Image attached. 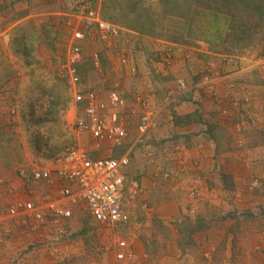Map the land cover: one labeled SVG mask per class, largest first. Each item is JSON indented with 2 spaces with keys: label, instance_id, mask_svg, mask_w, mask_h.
I'll return each mask as SVG.
<instances>
[{
  "label": "rangeland",
  "instance_id": "374dc122",
  "mask_svg": "<svg viewBox=\"0 0 264 264\" xmlns=\"http://www.w3.org/2000/svg\"><path fill=\"white\" fill-rule=\"evenodd\" d=\"M118 2L120 6L112 19L104 12V0H94L93 7L104 20L136 39L127 38L121 47L117 40L103 42L94 32L88 34L80 42L83 63L78 69L80 86L76 89L95 91L103 99L114 90L128 100L140 94L132 91L134 86H125L120 81V74H124L120 67L130 63L131 44L136 52L144 55L147 49V54L153 55L155 46L144 40L179 46H193L199 41L190 39L187 20L163 15L160 0ZM127 4L145 10L132 23L122 17ZM74 9L68 0H0V264H264L263 208L259 203L249 202L250 198L264 195L260 184L263 176L252 172L255 176L249 181L235 182L230 174L242 176L237 159L233 160L232 170L224 169L220 174L222 188L233 195L229 206L223 203L224 193L219 194L218 183V193L206 197L199 194L201 203L194 206L191 198H198V182H180L176 196L180 202L179 215L177 219L161 220L155 216L154 209L160 206L163 189L144 195L141 186L134 187L139 181L137 175L128 180L127 174L123 205L128 221L114 228L92 220L84 204L73 207L69 222L57 224L58 232L57 225H52L45 233L32 234L7 217L6 209L11 203L29 197L25 189L33 169L52 167L74 144L92 149L90 142L76 135L72 128L74 118L83 107L74 104L73 89L65 71L68 50L73 43L74 26L69 20ZM79 28L83 30L81 25ZM263 44L254 42L248 47L233 49L232 54H222L223 45L204 43L217 55L228 57L231 63L222 61L226 67L233 68L228 66L232 61L238 62V67L240 57L251 58L248 63L251 72L264 79ZM95 53L100 59V68L92 64ZM188 82L194 85L192 79ZM157 104L150 103V107L155 110ZM125 106L123 111L129 118L133 109ZM135 112L137 116L141 114ZM160 127L157 123L148 134L159 131ZM217 134L221 137L222 133ZM258 137L256 133L252 142L245 139L246 145H253ZM180 138L171 133L167 139L159 138V142L169 140L175 144ZM182 139L187 143L184 147L188 143L193 145L189 138ZM122 151L113 149L111 155L119 157ZM61 229L63 235L59 233ZM54 235L60 238L51 245ZM117 239L125 240L131 252L122 260L116 259L120 251Z\"/></svg>",
  "mask_w": 264,
  "mask_h": 264
},
{
  "label": "crops",
  "instance_id": "0c3cea01",
  "mask_svg": "<svg viewBox=\"0 0 264 264\" xmlns=\"http://www.w3.org/2000/svg\"><path fill=\"white\" fill-rule=\"evenodd\" d=\"M127 38L136 39L122 29L117 38L121 47L124 46L123 41L127 43ZM144 41L155 46L154 54H147V49L144 55L136 52L134 44H131L132 52L128 53L130 63L120 67L124 70L120 81L125 86H134L132 91L140 93L149 107L150 103L161 102L155 105L157 123L161 127L159 131L148 134L143 144L136 143L138 134L134 132L122 147L115 150L123 149L120 156L124 153L129 155L131 163L127 178L137 175L139 181L134 184L141 186L144 195L163 189L160 206L154 209L155 216L161 220L177 219L180 202L176 196L180 182H198V198H191L194 206L201 203L199 194L206 197L217 192L218 183L221 187L219 194L224 193L223 203L229 206L233 195L222 188L220 174L224 169L232 170L236 159L240 161L238 168L242 176L230 174L232 179L246 182L255 176L252 172H259L263 176L260 184L264 188V79L251 72L248 64L251 58L240 57L238 67V62L232 61L233 64L228 66H233V69L224 66L222 54L217 55L202 42L186 47L153 39ZM167 46L176 48L175 61L168 69L161 59V52ZM131 68L135 70L132 72ZM129 71L132 72L130 76ZM207 76L209 83L205 84ZM179 78L187 85L183 92H179L177 87ZM190 79L194 81L193 86L188 82ZM129 99L126 100L127 106L141 112L142 108L131 101L132 98ZM136 116L130 111L129 119L134 123ZM219 132L221 137L217 134ZM171 133L181 137L179 143L159 142V138L167 139ZM256 133L258 141L246 145L245 139L252 142ZM183 137L189 138L193 145L188 143L184 147L187 143L182 141ZM112 150L103 156H112ZM249 202L259 203L264 213V195L250 198Z\"/></svg>",
  "mask_w": 264,
  "mask_h": 264
},
{
  "label": "built area",
  "instance_id": "2783aa9c",
  "mask_svg": "<svg viewBox=\"0 0 264 264\" xmlns=\"http://www.w3.org/2000/svg\"><path fill=\"white\" fill-rule=\"evenodd\" d=\"M68 1L75 9L69 20V24L74 26L71 32L73 43L68 50L65 71L73 89L74 104L83 105L81 112L73 120L72 128L76 135L83 136L90 142L92 149L87 150L74 144L63 152L52 167L35 168L31 171L30 182L25 189L29 197L11 203L6 209V215L15 220L19 228L32 234L41 231L45 233L48 226L56 227L59 222H69L73 216L72 209L78 204H84L91 219L107 228L127 222L123 190L131 163L129 155L124 153L119 157H112L103 154L122 147L132 132L138 134L136 143L143 144L149 130L157 126L158 112L149 107L142 95H134L132 99L143 110L136 116L137 121L134 123L125 116L123 110L127 101L117 91L111 90L107 98L103 99L95 91L83 92L76 89V86H80L78 69L83 63L80 42L92 32L101 41L112 42L120 37L122 29L102 18L93 7L94 0ZM175 56V46L163 48V66L170 68ZM227 58L221 57L222 61L229 62ZM92 64L95 68H100V59L96 53L92 55ZM134 70L131 68L132 72ZM208 77L205 84L209 83ZM177 87L179 92L185 90L183 79H177ZM131 114L137 115L134 110ZM94 153L98 155L93 156ZM55 231L58 232V225ZM59 233L63 235V230ZM59 238L60 236H52L50 244L54 245ZM116 244L120 250L116 253L117 260L131 255L125 240L117 239Z\"/></svg>",
  "mask_w": 264,
  "mask_h": 264
},
{
  "label": "trees",
  "instance_id": "16d2710c",
  "mask_svg": "<svg viewBox=\"0 0 264 264\" xmlns=\"http://www.w3.org/2000/svg\"><path fill=\"white\" fill-rule=\"evenodd\" d=\"M118 1L104 0V12L111 15V19L120 6ZM160 3L165 17L188 21L190 39L223 45L222 54H232L233 49H242L254 42L264 43V0H160ZM126 9L122 17L127 23H132L145 11L143 7L129 4Z\"/></svg>",
  "mask_w": 264,
  "mask_h": 264
}]
</instances>
